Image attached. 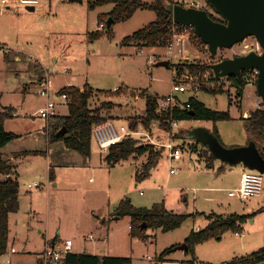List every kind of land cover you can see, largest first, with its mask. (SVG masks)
<instances>
[{
  "label": "rangeland",
  "instance_id": "1",
  "mask_svg": "<svg viewBox=\"0 0 264 264\" xmlns=\"http://www.w3.org/2000/svg\"><path fill=\"white\" fill-rule=\"evenodd\" d=\"M89 1L71 5L76 7L72 10V7L69 9L61 1H56L51 12L48 9L45 13H41L42 5L37 6L35 12L26 13V17L20 20L13 17L15 8L4 9L0 17V40L6 42L14 53L23 52L42 62L55 93L65 85L90 87L93 91L90 107L96 109L110 103V108L103 109L102 114H106L108 121L113 120L118 128L124 126L132 130V120H141L146 115L147 96L169 95L174 80L188 81L195 88L200 87L197 92L179 94L182 101L196 95L212 110L230 111L231 118L216 123L181 120L179 128L173 131L158 126L157 122H153L149 129L139 125L137 130L149 131L158 143L157 147L154 146L155 150H161L162 153L149 177L141 180L136 177L147 163V156L131 158L115 167L108 165V172L105 170L98 172V175L87 176L84 171L77 169L80 165L77 160L79 153L66 147L62 140L49 142L48 135H53L55 127L61 126L69 114L68 104L59 102L57 123L54 120L47 122L37 116L46 99L40 96L39 87L35 86L39 77L35 65L18 62L14 56L9 58L6 53L0 52V108H12L20 113V117L8 118L5 124L11 132L20 133L11 142L12 147L19 152L10 164L18 175L24 203L12 215L9 225L11 241L17 253L2 256L0 263L6 264L12 258L13 264H36L35 253L43 249L45 237H54L58 233L63 240L70 237L79 246L94 243L105 247L109 239V251L130 258L132 264H192L195 261L201 264H225L260 251L264 248V201L252 198L242 202L237 197H229L230 189L236 188L239 178L237 170L241 165L231 166L214 160L213 168L208 167L204 159L207 149L191 137L198 128L211 132L216 129L221 143L227 148L242 147L256 138L260 149L264 151V138L253 137L242 120L248 118L246 113L250 117L257 110L256 101H260V108L264 109L256 85L254 91L252 87L245 88L243 96L238 99L236 88L229 85L227 80L220 79L221 83L216 85L210 71L194 74L181 65H212L253 51L258 52L256 38H248L232 49H222L213 57L206 45L191 36L186 44V59L177 54L176 47L171 50L127 46L124 44L127 37L156 20L154 11L141 9L128 21L114 24L110 34L105 31L97 39H91L92 32L98 34V17L109 12L113 5H102L90 10ZM141 1L151 3L153 0ZM201 1L205 3V0ZM207 10L216 14L210 6ZM160 61H168L169 67L157 66ZM227 86L229 90H226ZM204 88H215L224 93L206 92ZM230 98L233 99L231 107ZM135 139L149 144L146 138ZM171 143L181 149V161H171L170 150L164 148V144ZM91 150L98 156L107 155L93 136ZM59 163L71 166V169L56 168ZM172 167L179 169L177 174H171ZM55 172L57 182L54 180ZM49 175L53 183L49 182ZM90 178H93L91 183ZM55 182L60 185L58 189L54 188ZM35 183L41 187L34 188V191L27 190V186ZM49 186L52 192L50 213L45 197L41 198L38 193L43 190L46 193ZM80 190H105L106 193L93 191L83 195ZM152 190H156L154 196ZM34 195L36 206L30 202ZM106 200L118 208L124 201H130L136 209L151 210L158 206L190 217L173 231L147 229L145 239L134 238L129 217H120L117 221L110 219L107 226L103 227L105 229L99 223L97 229L93 226L98 217L102 218L103 215L99 206H96L98 203L104 205ZM93 209L96 211L91 214ZM212 214L223 218L234 214L249 215V218L242 225L238 236L234 231H229L221 240L200 243L195 246L194 255L188 251H176L195 228L202 230L209 225V216ZM166 251L168 254L163 256Z\"/></svg>",
  "mask_w": 264,
  "mask_h": 264
},
{
  "label": "trees",
  "instance_id": "2",
  "mask_svg": "<svg viewBox=\"0 0 264 264\" xmlns=\"http://www.w3.org/2000/svg\"><path fill=\"white\" fill-rule=\"evenodd\" d=\"M113 5L112 11L107 15L99 16V23H106L111 18L113 24L111 28L106 26L107 34H110L114 24L119 22L128 21L133 15L141 9L154 11L156 13V20L150 23L145 28L135 32L132 36L127 37L124 40L125 45H136L139 48L144 47H160L168 48L172 38V27L174 26V20L172 14L167 10L169 5L177 4L174 0H153L151 3H144L141 0H92L89 1L90 9H95L102 5ZM210 5L206 2L204 10ZM211 7V6H210ZM212 8V7H211ZM215 12V10L212 8ZM208 11V10H207ZM209 12V11H208ZM216 13V12H215ZM209 15L215 21H222L221 17L216 14ZM97 32V35L91 34V39H97L104 33ZM193 39H197L201 44L205 45L199 36L194 32ZM170 65V64H169ZM184 68L188 69L194 74L202 73L203 71H210L213 74L212 80H216L214 72L210 68V65H196L194 63H185ZM236 87V96L240 99L245 90V84L242 80L236 78L230 79ZM211 93H224L223 90H207ZM61 94H65L69 98V114L64 118L62 126L55 129L53 135L49 136V142L64 141L66 147L72 149L82 155L85 158H89L92 154L91 140L93 126L99 123L108 121V117L102 114L103 109L110 108V103H105L101 108L92 109L90 107V101L93 98V91L90 87L85 86L83 89L67 87L60 91ZM231 97V96H230ZM159 96H147L146 99V115L139 119H133L130 128L137 130L139 125H143L146 129H149L151 124L156 121L160 122V127L171 130V125L166 122V118H162L158 111ZM188 102L191 104V108L185 111H174L172 119L178 120H202L211 121L216 123L219 120L230 119V111L220 112L208 108L204 102L199 100L195 95L190 96ZM186 100V101H187ZM229 107L233 104V99L230 98ZM194 113V115H191ZM14 117V109L0 108V149L5 147L14 139L19 136L7 132L5 129V121L8 118ZM245 122L247 131L253 135V137L264 138V109H257L251 113L249 118H242ZM67 128L66 135H62L59 132L62 128ZM212 133L219 139L220 135L215 129ZM179 136V135H178ZM177 136V137H178ZM254 140L257 144V140ZM221 142V141H220ZM194 149L196 147L194 146ZM264 157V151L259 149ZM161 150H155L151 144H143L141 141L129 137L122 142L113 145L104 161L110 167L126 162L131 158L137 159L138 157L147 156L148 161L144 164L141 173L137 174V179H145L150 176L151 171L157 166L159 158L161 157ZM204 159L207 162L208 167L213 168L215 158L206 150ZM0 175L4 176V180H0V255H4L9 250V219L12 214H15L20 209L19 203V191L20 184L17 178H14V167L8 160L0 159ZM52 178V176H51ZM117 216L129 217L130 231L134 238L145 239L147 229H161L163 232L173 231L180 228L183 223L190 217V215L176 214L167 211L165 208L155 206L153 209H136L132 206L130 201H124L118 208ZM249 215L234 214L230 217L223 218L215 215H210V223L205 229L195 231L186 238L185 244L188 245L189 253L194 255L195 246L210 240H221L222 236L229 232L234 231L235 234H239L242 225L248 220ZM58 241L57 239L52 240ZM168 251L163 253V256L167 255ZM195 260V258H194ZM63 264H132V260L127 257H98L89 254H76L69 253L65 256ZM192 264H201L198 261ZM225 264H264V248L251 255L236 258L231 262Z\"/></svg>",
  "mask_w": 264,
  "mask_h": 264
},
{
  "label": "water",
  "instance_id": "3",
  "mask_svg": "<svg viewBox=\"0 0 264 264\" xmlns=\"http://www.w3.org/2000/svg\"><path fill=\"white\" fill-rule=\"evenodd\" d=\"M74 1L81 2L82 0ZM205 1L221 17L222 21H215L204 9L187 8L174 4L169 5L167 10L172 14L175 24L195 29L196 34L208 47L213 57L217 56L222 49H232L248 38H256L262 47V54L253 51L212 64L210 68L217 80L227 78L241 80L245 71L258 70L256 91L264 106V0ZM112 24L113 20L110 18L107 21L108 28H111ZM157 66L169 67V62L160 61ZM67 132V128L63 127L59 133L66 135ZM191 137L207 149L215 160L231 166L242 165L245 169L258 171L264 175V157L256 142H249L248 145L242 147L227 148L210 130L204 128L196 129ZM175 250L188 251L189 247L184 243Z\"/></svg>",
  "mask_w": 264,
  "mask_h": 264
},
{
  "label": "built area",
  "instance_id": "4",
  "mask_svg": "<svg viewBox=\"0 0 264 264\" xmlns=\"http://www.w3.org/2000/svg\"><path fill=\"white\" fill-rule=\"evenodd\" d=\"M177 4L182 5L187 8H195V9H204L206 1L202 4L201 0H174ZM11 2H19L21 4L36 7L40 4V0H0V16L3 14L4 9H6ZM106 23H99V29L97 32H104L106 30ZM195 29L193 27L188 26H179L175 24L172 27L173 38L168 48L171 50L176 47L178 53L181 58L186 59L185 49L186 44L190 41L191 36H193ZM196 33V32H195ZM259 44V43H258ZM260 44L258 45V49L256 53L262 54V47L260 49ZM9 48L4 45H0V52L6 53L9 52ZM259 78V71L248 70L243 73L242 81L246 87H254L257 84ZM228 81L229 85H233V82L230 78L225 79ZM221 80L215 81V84L221 83ZM39 93L40 96L46 98V104L41 107L37 116L49 122L53 118L57 116V107L59 102H69V98L65 94H61L60 92L55 93L51 88V84L49 81V76L46 75L41 80L39 84ZM235 87V86H234ZM236 88V87H235ZM200 90V87L195 88L188 81H173L172 92L164 97H160L158 103V111L162 118H166V122L171 125V130H175L179 128L180 120L172 119L174 111L177 110L179 112L189 110L191 108L190 102L182 101L179 98V94H185L190 92H197ZM226 90H229V87H226ZM117 91H119L117 89ZM260 101L256 102V105L260 108ZM17 116V114H14ZM159 126L161 121H156ZM93 137L95 138L100 149L106 154L109 152L110 148L122 142L124 139L129 137H139L146 138L149 141V144L157 147L158 143L153 140L151 133L142 132L139 130H128L126 127L121 126L118 128L113 120H109L103 123H99L93 126L92 130ZM164 148H168L170 150V159L171 161L177 162L182 160V151L179 146L174 144H164ZM179 169L172 167L171 174H177ZM38 186V184H35ZM264 186V175L258 171H252L246 169V171L242 175L240 187L230 191V197H237L240 201L244 202L252 198H258L263 193ZM30 187H32L30 185ZM237 236L239 234H236ZM15 252V249H13ZM73 252V242L71 240L66 241H56L53 242L49 240L45 244L44 250L36 255L37 264H63V260L65 256L69 253Z\"/></svg>",
  "mask_w": 264,
  "mask_h": 264
},
{
  "label": "crops",
  "instance_id": "5",
  "mask_svg": "<svg viewBox=\"0 0 264 264\" xmlns=\"http://www.w3.org/2000/svg\"><path fill=\"white\" fill-rule=\"evenodd\" d=\"M56 1H61L62 3H63V5L65 6V7H68L69 9L71 8V10L72 9H76V7H74V6H71V5H75V4H77V3H79L78 1H74V0H40V4L38 5V6H41V8H42V11H41V13H45V10H50V12H51V10H52V6H53V4L56 2ZM83 1L84 0H82L80 3H83ZM90 1H92V0H90ZM12 4H9V6L6 8L7 10H11V9H16V11H15V14L13 15V17L15 18V19H21V17H26V13H33V12H35L36 11V9H37V6L36 7H31V6H27V5H24V4H21V3H19V2H11ZM88 7H89V9H90V6L88 5ZM29 8H33L34 10H31V9H29ZM57 8H60V7H57ZM113 9V8H112ZM112 9L109 11V12H106V13H102L101 15H107V14H109L111 11H112ZM91 10V9H90ZM2 16V15H1ZM0 16V17H1ZM71 16H73V15H71ZM98 19H99V17H98ZM94 32H92L91 34H93ZM91 36V35H90ZM0 45H4V46H7V44H6V42H3V41H1L0 40ZM15 52V51H14ZM12 50H9V52H6V56L7 57H9V58H11L12 56H14L15 57V59H16V61H18V62H23V61H25V62H28V64L29 65H31V64H33V65H35V67H36V71H37V73L39 74V77L36 79V83H35V86L38 88V86H39V84H40V82H41V80L44 78V77H42V75H43V73L45 74V75H48V74H46L45 72H46V70H45V65H43L42 64V62H40L36 57H34V56H32V55H28V54H26V53H14ZM41 77H42V79H41ZM39 81V82H38ZM49 81H50V83H51V80L49 79ZM21 82H22V80H21ZM67 87H74V88H79V87H77L76 85H71V86H68V85H65L64 87H62L58 92H60L62 89H64V88H67ZM248 87H246V89H247ZM39 89V88H38ZM81 89H83V87L81 88ZM252 91H254V88L252 87ZM196 96V95H195ZM46 99V98H45ZM257 102V101H256ZM46 104V103H45ZM59 104H61V103H59ZM59 104H58V106H59ZM65 104H66V102H65ZM68 104V103H67ZM257 109H259V108H257ZM14 114H17V116H14L13 118H18V117H20V113L17 111V110H14ZM105 116H106V114H104ZM245 116L246 117H248L249 118V113H246L245 114ZM57 116L55 117V118H53L52 120H54L55 121V123H57ZM158 124V123H157ZM50 126V125H49ZM49 126H48V128H49ZM55 126H56V124H55ZM54 126V127H55ZM62 126V125H61ZM158 126H159V124H158ZM57 127V126H56ZM56 127H55V129H56ZM59 127V126H58ZM5 129H6V131L7 132H11V129H9L8 127H7V125L5 124ZM15 132V131H14ZM49 132L50 131H48V134H49ZM13 133V132H12ZM15 134V133H14ZM17 134H20V133H16V135ZM221 134V133H220ZM174 136H176V135H174ZM172 137H173V135H172ZM48 138H49V135H48ZM12 142V141H11ZM9 143V144H7L5 147H3V148H1L0 149V159H2V160H8L9 162H13L14 160H15V158L17 157L16 155H17V153L19 152V150H16L15 148H13L12 147V143ZM249 144V143H248ZM248 144H246V145H248ZM174 145H175V143H174ZM246 145H244V146H246ZM257 147H258V149H260V147H259V143L257 142ZM184 148V147H183ZM262 150V149H261ZM101 153V152H100ZM78 155V157H77V160H79V164L80 165H78L77 166V169H79V170H81V171H84L85 173V175H87V174H95V175H98V172H100V171H105L106 169H107V167H108V165L106 164V162L104 161V158H105V156L106 155H100V156H98L95 152H93L92 151V154H91V156L89 157V158H85V157H83L82 155H80V154H77ZM221 162V161H220ZM117 166V165H116ZM61 167V168H60ZM115 167V166H114ZM240 168H238V170H237V174L239 175V178H238V180H237V183H236V185H235V187L236 188H234V190L235 189H237V188H239L240 187V184H241V179H242V175H243V173L246 171V169H244V167L241 165V166H239ZM56 168H60V169H71V166H65V164L64 163H59V164H57V166H56ZM115 169V168H114ZM97 172V173H96ZM105 172H108V170H106ZM53 173H54V170H53ZM16 174V170L14 169V178H17V174ZM55 174L56 175H54L55 177H54V180L57 182V173L55 172ZM85 175H83V176H85ZM83 176H82V178H83ZM88 176V175H87ZM5 179V177L4 176H2V175H0V180H4ZM17 180H18V178H17ZM48 180H49V182L50 183H53L52 182V178H51V176L49 175V178H48ZM89 181H90V183L93 181V178H90L89 179ZM55 182V183H56ZM35 184H37V183H35ZM35 184H32L31 186L32 187H30V185L29 186H27L28 188H27V190H29V191H34L33 189L34 188H40L41 187V185H39L38 184V186H35ZM59 183H56V185L54 186V188H56V189H58L59 188ZM21 190V189H20ZM43 191H45V190H43ZM43 191H38V193H39V196H41V198H43V197H45V201H46V203H47V206H48V208H47V210L49 211V213L51 212V208H50V205H49V200L51 199V190H50V186L48 187V190H46V193L45 192H43ZM61 191H63V190H61ZM93 191H98V192H102V193H106L105 192V190H80V192L84 195V194H86V193H88V192H93ZM112 190H110V192H111ZM131 191V190H130ZM156 190H152V192H153V196H154V192H155ZM230 191H233L232 189H230ZM229 191V192H230ZM34 194H35V192H33ZM142 194V192H140V195ZM262 194H264V193H262ZM36 195V194H35ZM35 195L33 196V198H31V200H30V202H31V204H32V206H36V202H37V200L35 199ZM230 197V196H229ZM261 198V199H260ZM257 199H260V200H263L264 201V195H261L260 197H258ZM19 203H20V209L22 208V204H24L23 203V199H22V197H21V191H19ZM99 206V210H101V213L103 214L102 215V218H100V217H98V220H96V222L95 223H93V222H91V223H93V226H95V228L97 229L98 228V223L99 224H101V226H102V228L103 227H106L107 226V223H108V221L110 220V219H113V220H115V221H117V220H119L120 219V217L119 216H117V210H118V207H117V205H113L112 203H111V201L110 200H106V202L104 203V205H102L101 203H98L97 204V206L96 207H98ZM264 208V207H263ZM92 210V209H91ZM94 210L95 209H93V211H91V214H93L94 213ZM96 211V210H95ZM16 214V213H15ZM13 216H14V214H12ZM12 215L10 216V219H9V225H10V221H11V217H12ZM96 216V215H95ZM95 218H97V216L95 217ZM119 218V219H118ZM130 224H131V221H130ZM103 229H105V228H103ZM130 229H131V227H130ZM102 230V229H101ZM194 230H199V228H195ZM104 231H102L101 233H103ZM100 233V234H101ZM104 234H106L105 232H104ZM61 235H60V233H58V234H56L54 237H50V236H47V237H45L46 238V240H45V244H46V242L47 241H49V240H55V239H57L58 241H66V240H71L72 242H73V253H76V254H89V255H94V256H98V257H123V256H118V255H114V253H112L111 251H109L110 250V244H109V239L107 240V242H105L106 244V246L104 247V246H99V244L98 245H95L94 243H92V244H89V245H87V244H82V245H77L78 243H77V241H75L74 239L72 240V238H67L66 240H63L61 237H60ZM92 236V235H91ZM109 236V235H108ZM92 237H94V236H92ZM104 240H105V236H104ZM186 240V239H185ZM185 242V241H184ZM45 244H44V247H43V249L41 250V251H38V252H36L35 253V263L37 264V261H36V255L37 254H39V253H41L43 250H44V248H45ZM9 248H10V252H7L6 254H9L10 256H11V253L12 254H15V253H17V252H13V249H15V247H14V245H13V243H12V241H11V237H10V226H9ZM16 250V249H15ZM9 251V250H8ZM6 254H4V255H6ZM32 254V253H31ZM4 255H0V258L2 257V256H4ZM1 264V263H0ZM6 264H13V259L11 258V260H8L7 261V263ZM189 264H190V262H189Z\"/></svg>",
  "mask_w": 264,
  "mask_h": 264
}]
</instances>
